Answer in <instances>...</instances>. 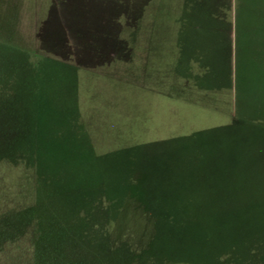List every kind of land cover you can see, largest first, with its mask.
Wrapping results in <instances>:
<instances>
[{
  "label": "rangeland",
  "instance_id": "1",
  "mask_svg": "<svg viewBox=\"0 0 264 264\" xmlns=\"http://www.w3.org/2000/svg\"><path fill=\"white\" fill-rule=\"evenodd\" d=\"M0 203L28 264H264V0H0Z\"/></svg>",
  "mask_w": 264,
  "mask_h": 264
},
{
  "label": "trees",
  "instance_id": "2",
  "mask_svg": "<svg viewBox=\"0 0 264 264\" xmlns=\"http://www.w3.org/2000/svg\"><path fill=\"white\" fill-rule=\"evenodd\" d=\"M0 203V264H28L34 254V245L28 232H10V221H3L6 211Z\"/></svg>",
  "mask_w": 264,
  "mask_h": 264
}]
</instances>
